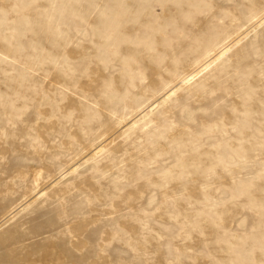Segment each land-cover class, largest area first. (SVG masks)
Masks as SVG:
<instances>
[{
	"label": "rangeland",
	"instance_id": "rangeland-1",
	"mask_svg": "<svg viewBox=\"0 0 264 264\" xmlns=\"http://www.w3.org/2000/svg\"><path fill=\"white\" fill-rule=\"evenodd\" d=\"M0 264H264V0H0Z\"/></svg>",
	"mask_w": 264,
	"mask_h": 264
}]
</instances>
